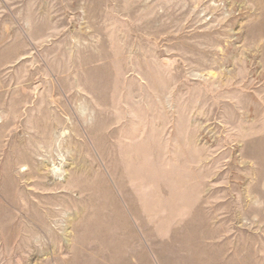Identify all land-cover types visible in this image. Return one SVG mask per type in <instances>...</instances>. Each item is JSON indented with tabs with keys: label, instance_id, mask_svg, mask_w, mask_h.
Wrapping results in <instances>:
<instances>
[{
	"label": "rangeland",
	"instance_id": "obj_1",
	"mask_svg": "<svg viewBox=\"0 0 264 264\" xmlns=\"http://www.w3.org/2000/svg\"><path fill=\"white\" fill-rule=\"evenodd\" d=\"M0 264H264V0H0Z\"/></svg>",
	"mask_w": 264,
	"mask_h": 264
}]
</instances>
